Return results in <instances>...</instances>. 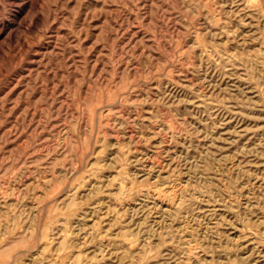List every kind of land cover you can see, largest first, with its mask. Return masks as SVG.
<instances>
[{
    "label": "rangeland",
    "instance_id": "374dc122",
    "mask_svg": "<svg viewBox=\"0 0 264 264\" xmlns=\"http://www.w3.org/2000/svg\"><path fill=\"white\" fill-rule=\"evenodd\" d=\"M0 264H264V0H0Z\"/></svg>",
    "mask_w": 264,
    "mask_h": 264
}]
</instances>
